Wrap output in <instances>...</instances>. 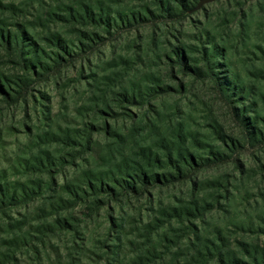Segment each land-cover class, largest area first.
<instances>
[{
    "label": "rangeland",
    "instance_id": "rangeland-1",
    "mask_svg": "<svg viewBox=\"0 0 264 264\" xmlns=\"http://www.w3.org/2000/svg\"><path fill=\"white\" fill-rule=\"evenodd\" d=\"M186 6L0 0V27L36 44L25 59L62 55L57 38L85 46L46 76L0 49V75L29 83L0 96V264H264V143L236 116L264 128V0ZM100 10L137 22L107 33L83 19ZM180 153L211 162L171 179ZM136 170L166 182L112 197L87 186Z\"/></svg>",
    "mask_w": 264,
    "mask_h": 264
},
{
    "label": "trees",
    "instance_id": "trees-1",
    "mask_svg": "<svg viewBox=\"0 0 264 264\" xmlns=\"http://www.w3.org/2000/svg\"><path fill=\"white\" fill-rule=\"evenodd\" d=\"M179 2L181 8L183 10L180 11V16L181 18L185 16V13L187 11V6H186V0H175ZM160 7L163 8L165 5L160 1ZM79 18V17H78ZM83 15H81L80 20H87L89 19L90 21L98 24H102L106 28V32L108 33L111 29H119L120 26L123 27V25L126 23L127 25H130L131 22L135 23L137 22V19L135 18L134 15H131L128 18H118L116 21L112 19L110 15L103 16L101 13V10L99 13H96L95 11H89L84 13V18ZM83 20V21H84ZM120 24V25H119ZM56 43H50L53 47L58 48L61 52H54L52 57H46L43 55L42 52H35L33 51V58L34 61H30L29 59H25V54L27 52H31L30 48H33V50H36V44L30 41L26 34L22 32L21 30L14 33L11 30H6L4 28L0 27V49L6 50L8 54H16L19 56V58L22 59L24 63V68L26 69V73L32 72V74L35 76H39V74H42V76H46L48 74L49 69H50V63H53L56 69H59L63 66V64L67 63L69 59H73L72 57H80L85 53V46L84 43H80V48L78 49V52L74 51H69L67 46L62 43L60 39L55 40ZM28 43V45H26ZM83 44V45H82ZM83 46V47H82ZM89 45H87L88 47ZM214 49L212 50V52ZM181 54H180V53ZM65 56H68L69 59L66 60ZM175 56L178 59V62L180 61L182 64V67L184 69H187L186 63H183L184 61V52L183 51H176ZM206 61V57H204ZM15 86L17 89H14L13 86ZM29 88V83L26 79H18L17 83L10 84L5 77H2L0 75V96L5 97L6 99L12 98L13 94L14 95H24L27 93V90ZM233 91L236 93V96H239V92L233 89ZM126 97V95H125ZM127 97H129L127 95ZM130 98V97H129ZM131 101H134V96L131 97ZM239 121L241 122L242 126L244 127L246 131V141L251 142V143H264V128L263 129H256V127H253L251 125V122L248 119H245V117L241 116L240 114L236 115ZM264 123V121H263ZM232 149L229 147H226L228 151L231 153L233 152L232 150L237 149L236 142L232 141L231 145ZM227 154L226 153H217L215 155H212L213 157V162L219 161L221 157H225ZM173 158H170V162L173 163L174 169L176 174H170L169 177L171 179L176 178L177 180H187V175L188 170H192L195 167L198 166H203L205 163L211 162V160H201V163L198 164L197 161L192 157L191 155L185 156L183 153H180L177 155L174 161H172ZM135 174H131L130 171H127L125 173V178L124 180H118V179H103V180H96L98 181L99 184L94 183L91 179L87 181V186L90 190H92L95 193H98L99 191H104L109 196H117L120 190L122 191H131L133 194L138 195L143 192H146L147 188L156 184H161L162 182H166V177H160L158 175H150V173L145 172V171H139L136 170ZM139 172V173H138ZM104 181V182H103ZM5 196L6 193L4 191L3 193ZM186 214H189L190 210H186Z\"/></svg>",
    "mask_w": 264,
    "mask_h": 264
}]
</instances>
